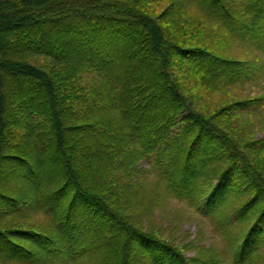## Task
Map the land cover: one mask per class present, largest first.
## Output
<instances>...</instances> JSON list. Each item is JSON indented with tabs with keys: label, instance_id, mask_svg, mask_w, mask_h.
<instances>
[{
	"label": "trees",
	"instance_id": "obj_1",
	"mask_svg": "<svg viewBox=\"0 0 264 264\" xmlns=\"http://www.w3.org/2000/svg\"><path fill=\"white\" fill-rule=\"evenodd\" d=\"M192 4L264 45V0H0V264H192L119 192L115 173L150 155L173 196L204 202L234 264H261L264 166L196 111L177 70L236 82L248 63L181 41ZM233 198L239 237L219 219Z\"/></svg>",
	"mask_w": 264,
	"mask_h": 264
},
{
	"label": "rangeland",
	"instance_id": "obj_2",
	"mask_svg": "<svg viewBox=\"0 0 264 264\" xmlns=\"http://www.w3.org/2000/svg\"><path fill=\"white\" fill-rule=\"evenodd\" d=\"M188 11L191 30L187 28L190 33L182 36L181 41L203 46L219 55L246 61L248 66L245 65V79L236 82L217 81L212 84L203 78L197 68L194 67L197 72L194 70L195 75H192L182 60L177 59L181 66L177 69L178 74L186 82L183 86L184 94L192 100L196 111L205 116L217 113V120L228 131L226 134L229 138L237 144L241 152L248 154L251 160L262 167L264 45L258 42L251 44L234 36L206 10L194 4ZM154 160V155L143 157L136 162L135 168H121L115 173L120 185H126L119 192L128 195L132 204L135 200L139 202L137 210L132 208L128 212L135 216V225L152 231L159 241L177 248L192 264H234L235 250L228 247L224 233L221 235V225L207 213V209L203 207L204 202L193 206L173 196L152 169L151 162ZM5 174L8 176L10 173ZM241 202L243 199L233 198L232 203L219 217L222 221L231 218L229 232L237 237L248 229L247 220L239 222L233 219L234 204ZM36 217L37 215L33 218ZM258 253H261V264H264V247ZM77 264L95 263L88 260V257H82Z\"/></svg>",
	"mask_w": 264,
	"mask_h": 264
}]
</instances>
